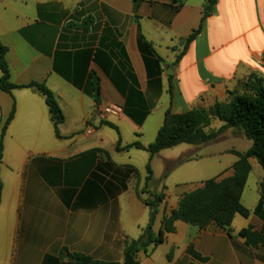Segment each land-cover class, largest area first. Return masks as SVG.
<instances>
[{
	"label": "crops",
	"instance_id": "obj_1",
	"mask_svg": "<svg viewBox=\"0 0 264 264\" xmlns=\"http://www.w3.org/2000/svg\"><path fill=\"white\" fill-rule=\"evenodd\" d=\"M205 3L144 0L135 11L131 0H0V42L8 50L10 82L20 86L0 91V132L13 111L2 138L0 264H72L69 254L98 264H123L124 242L136 240L149 223V208L143 203L148 193L164 196L152 225L153 235L158 234L162 217L185 193L164 191L163 175H169L155 178L153 163L161 151L148 158L152 176L145 187L131 149L115 150L118 140L121 147L139 142L154 112L164 120L167 109L176 115L228 101L231 93L244 86L247 90L251 79H261L264 86V0H217L200 33L174 64L184 40L199 27ZM139 33L161 59L159 84H149L137 46ZM91 73L99 80L98 105L89 94ZM31 83L44 85L56 98L63 115L59 137L43 96L21 87ZM169 86L172 100L161 103ZM126 97L143 101L149 109L141 124L123 113ZM110 105L121 113H98ZM102 123L112 124L118 133ZM121 126L137 139L123 144ZM235 161L213 179L232 176ZM249 164L239 197L242 205L258 165L254 159ZM263 175L256 182L254 205L243 206L250 212ZM249 227L263 230L252 213L247 218L235 215L229 232L213 224L199 229L176 221L174 232L159 245L140 250L137 260L264 264V244L247 247L239 236ZM189 246L206 261L193 259Z\"/></svg>",
	"mask_w": 264,
	"mask_h": 264
},
{
	"label": "trees",
	"instance_id": "obj_2",
	"mask_svg": "<svg viewBox=\"0 0 264 264\" xmlns=\"http://www.w3.org/2000/svg\"><path fill=\"white\" fill-rule=\"evenodd\" d=\"M131 1L136 11L144 0ZM216 2L217 0H206L201 23L184 40L182 51L176 57L175 65L186 53L188 45L200 33L203 20L211 14ZM137 46L147 70L149 84H159L161 73L159 63L161 59L140 33L137 38ZM7 51V47L0 42V91L9 93L20 86L13 85L10 82L9 68L6 61ZM255 81L257 85L252 83L253 92L234 94L228 101L215 102L207 109H191L176 115H171L169 109H167L162 126L159 128L153 142L147 146L134 142L121 147L120 140H118L115 147L117 152L128 151L129 149L142 150L148 153L150 159L160 151L180 144H207L217 139L227 129L240 132L247 140L251 141L250 148L243 153L230 151L237 158L231 167L232 176L221 180L213 178L206 180L200 188L183 194L177 207L171 210L168 215L162 217L161 228L156 236L152 233V225L164 196L163 194L148 193L147 198L143 199V203L149 208V223L136 240H126L124 242L123 264H140L137 260V253L140 250H145L150 246L155 247L162 243L166 234L174 232V223L176 221H181L199 229H205L213 224L229 232L235 215L247 218L252 213L262 221L263 230L256 232L249 227L241 230L239 236L244 240V244L247 247L255 248L264 244V175L259 184L258 202L252 212L243 207L239 199L241 189L251 170L249 159H254L264 174V86L261 79H256ZM89 85V94L95 104L98 105L99 80L94 73L89 75ZM21 87L33 88L43 96L55 135L59 137L58 126L63 121V115L53 94L42 84L31 83ZM168 94L172 100L171 86H169ZM148 110L143 101L137 102L134 97H126L123 113L136 124H141L144 121ZM12 116L13 111L0 132V163L2 158V138ZM211 119H218L223 124L217 130L207 132L204 129L209 126ZM102 124L113 128L118 133L116 127L112 124ZM146 172L145 187L152 176L149 163L146 165ZM1 189L0 181V199ZM142 193H145L144 189ZM137 195L140 197V194ZM187 253L201 263L206 261V258L195 252L192 246L187 248ZM68 257L72 264H98V262L91 260L89 257L79 254H69ZM167 259H170V253L167 255Z\"/></svg>",
	"mask_w": 264,
	"mask_h": 264
},
{
	"label": "rangeland",
	"instance_id": "obj_3",
	"mask_svg": "<svg viewBox=\"0 0 264 264\" xmlns=\"http://www.w3.org/2000/svg\"><path fill=\"white\" fill-rule=\"evenodd\" d=\"M250 82L257 85V82L254 79H251ZM250 82L248 83L249 86L247 90H245L244 86V89L237 93H231V96L234 94H248L253 92V88H250ZM166 100L170 101L171 97L167 95L161 103ZM162 122L163 116L159 111L152 113L142 127V138L140 140L133 137V132H131L129 128L121 126L123 129L122 143L124 144L125 142H130L134 139H137L141 144L152 143L154 140L155 129H157ZM222 124L223 123L218 119H211L209 126L204 130L207 132L217 130ZM110 132L115 134L113 131ZM250 146L251 142L243 135H239L235 130H230L228 133L223 132L217 137V139L207 144L177 145L170 149H166L165 151H161L160 157L154 160L153 169L155 172V178L160 177L162 173L169 175L167 179L166 176L163 175V185L165 186L164 191H168L172 195L190 192L200 187L202 182L218 175L236 160V156L231 154L230 151L243 153L248 150ZM130 153V156H132L131 159L135 164L140 177H146V165L149 163L148 153L137 149H131ZM187 158H193V161L185 163V159ZM256 166V169L252 172L247 182V188L243 198V204L246 206L254 205L257 189L256 182L259 174L263 175L260 166ZM177 182H180L181 186H176L175 183Z\"/></svg>",
	"mask_w": 264,
	"mask_h": 264
},
{
	"label": "built area",
	"instance_id": "obj_4",
	"mask_svg": "<svg viewBox=\"0 0 264 264\" xmlns=\"http://www.w3.org/2000/svg\"><path fill=\"white\" fill-rule=\"evenodd\" d=\"M98 113L101 115V116H108V115H111V116H116V115H119L121 113V109L117 106H114V105H110V106H103L99 109Z\"/></svg>",
	"mask_w": 264,
	"mask_h": 264
}]
</instances>
